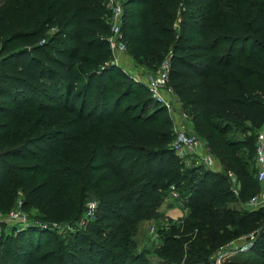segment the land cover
<instances>
[{
  "label": "trees",
  "instance_id": "obj_1",
  "mask_svg": "<svg viewBox=\"0 0 264 264\" xmlns=\"http://www.w3.org/2000/svg\"><path fill=\"white\" fill-rule=\"evenodd\" d=\"M177 1L129 0L130 6L141 2L142 9L132 8L135 19L129 17L122 30L140 61L160 65L166 54L147 52L153 45L162 44L164 51H170L169 79L175 93L185 102L209 146L229 155L222 158L213 151L223 164L225 158L229 164L234 163L232 167L224 166L237 173L239 194L233 192L224 172L206 164L199 171L181 168L180 157L171 146L175 132L170 118L163 115L164 107L146 85L111 60L108 0H31V4L29 0L31 7L24 11L20 30L13 18L0 14V37L7 44L17 38L37 37L56 21L67 39L61 41L56 34L41 44L11 50L1 60L0 132L12 137L8 148L0 139V194H6L4 187L8 183L15 185L11 173L16 169L25 193L23 207L37 204L51 211L77 212L81 208L79 193L85 188L79 185L89 173V179L108 182L104 193L111 198L105 205L109 213L103 220L112 219L118 229L129 226L118 239L114 233L103 241L90 233L71 232L58 240L57 247L28 237L25 243L11 246L8 255H1L0 249V264H145L144 252L133 251L130 226L140 215H155L172 184L179 193L177 200L192 206L193 217L187 219V226L199 231L195 242L188 246V264L205 262L224 238L264 228V210L239 211L229 205L236 199L246 202L260 189V183L257 168L250 166V153H238V143L227 138L234 126L245 122L257 137L264 121L262 0L251 2L247 9L232 8L225 18L223 33L212 32L206 21L200 34L180 35L172 41ZM209 2L212 14L213 2ZM251 39L254 47L245 49L244 43ZM223 42L229 43L228 48L218 50ZM26 103L46 114H68L62 122L67 133H32V124H12L11 114ZM94 117L98 125L105 126V133L95 129L91 137H83L79 152L64 158V137L80 136V124H88L86 120ZM23 134L26 136L18 144ZM39 159L46 162L45 168ZM43 171L48 172V177L40 180Z\"/></svg>",
  "mask_w": 264,
  "mask_h": 264
},
{
  "label": "rangeland",
  "instance_id": "obj_2",
  "mask_svg": "<svg viewBox=\"0 0 264 264\" xmlns=\"http://www.w3.org/2000/svg\"><path fill=\"white\" fill-rule=\"evenodd\" d=\"M60 1L61 0H59V2ZM119 1L123 8V16L121 19L122 27L129 17H131L132 20L135 19L134 16L131 15V12H133L132 8L135 7L134 9L136 11H140L142 9V3L137 2L133 4V6H130L127 4L129 0ZM209 1L210 0L177 1L173 14L172 41L180 35L188 36L200 34L202 32L200 27L206 21L212 32L223 33L227 26V20L225 18L232 12V8L240 10L243 6L244 9H247L251 2H259V0H211V2H213L211 5L212 14H209ZM30 4L29 0H0V14H5L8 17L13 18L16 21V29L20 30L23 27L22 19L24 17V11L29 8ZM259 8L262 10L264 9V0L260 1ZM31 9L32 12H34L33 8ZM187 17H192V19L189 21ZM192 21H195V25L192 24ZM62 32L63 30L59 23L54 21L51 24H48L45 27L44 32L37 37L17 38L12 44H7L3 38L0 37V65L3 56L11 50L19 49L33 43L41 44L42 42L53 38L56 34H59L57 36L58 39L64 41L67 37L62 34ZM124 38L127 44L126 51L116 55L112 54L111 60L118 64L125 73L146 85V81L156 74L159 64L156 65V61H154V63H145L140 61V59H137L132 52L131 44L126 35H124ZM244 44L245 49H250L255 45L252 39ZM228 46V42H223L220 44L218 50H226ZM150 50L163 53V55L169 53V50L164 51L162 44L153 45L147 52H150ZM0 77H2L1 74ZM162 106L164 107L163 115L169 117L172 122L173 132L179 128V123L184 124L185 127L195 134L199 140L205 141L209 146L208 142L197 130L196 125L192 120V115L182 99L171 107L167 105ZM67 117H69L68 114H65L64 116H59L57 113L46 114L36 105L26 103L11 114L10 120L12 121V124L18 123L20 127L25 124H32V133L51 130L55 133L64 132L66 134L68 128L65 123L63 124L62 122L66 121L65 119ZM26 119L27 121L24 122ZM95 119L96 118L94 117L93 119L86 120L89 122V126H87L88 124H80V136L64 137L62 146V154L64 158L73 156L79 152L83 147V137H91L95 129L100 133H105V126L98 125L95 122ZM87 128H89V131ZM24 134H26V132ZM23 135L16 141L18 144L21 143L26 136ZM11 137L12 134L8 132H0V139L3 142V147H9V140ZM227 138L233 139L238 143V147L236 148L238 153L242 151L250 153V166L256 169V132L251 131L248 122L234 126L227 133ZM210 149L216 151L219 155L221 154L220 151H217L215 148L210 147ZM225 155H222V158L223 156L226 158L229 157V155ZM178 156L180 157L179 164L183 170L185 168H195L199 171L200 169L206 168L204 161L198 157L196 153H192L187 149H184ZM225 159H223L225 166H231L234 164L232 162L229 164ZM41 162L42 166L45 168L46 162H44L43 159H39V163ZM89 175L90 174L88 173L84 182L79 185V188L85 186L84 191L79 193L81 199V208L79 211H65L62 209L51 211L47 208H42V205L37 204H30L27 207L22 206V202L25 200V193L22 190L17 170H13L11 173V181H14L15 185H9L8 183L4 187L6 194H0V211L6 213L14 207L22 206V209L29 217V221L25 224L18 222L3 228V237L0 239V241H2V244L0 242V249H2L1 255H8L11 246L14 248L19 243H25L28 240V237H32L34 242L38 241L36 239H40L41 243L51 242L52 246L57 247L58 240H64L71 232L76 231L90 233L95 238L101 239L102 241L109 238L114 233L116 234L115 239H118L121 234L124 235L129 225H123L121 229H118V224L114 223L112 219L103 220V216L109 213L105 205L111 198L109 193H104L108 182H98L89 179ZM47 177L48 172L43 171L39 176V179L44 180ZM253 177H255V172ZM112 181L113 180L110 182ZM102 196H104V198H102ZM92 203L95 204L93 208H91ZM229 205H231L232 209L239 211H244V209L247 208L246 202L239 199L230 201ZM191 210V205H184L181 201L174 199L171 194L168 193V195H166L162 202L157 206L155 215L152 217L140 215L134 222H132L129 239L133 246V251L138 254L144 252V257H146L145 264H188V246L195 242V237L199 233L196 227L192 225L187 226V219L193 217H191L190 214ZM120 220L122 221V219ZM262 223H264V221ZM93 229L97 230L95 231ZM227 229H231V227H228ZM263 229L264 228L260 226L251 230L241 231L237 236L224 238L219 243L220 246L221 244L224 245L232 240H237L238 243L250 239L252 240V243L248 248L233 254L225 264H234L232 263L233 260L244 261V259L248 261L247 264L264 263V238L261 231ZM219 247L208 254L205 262L193 264H211V257ZM35 248L36 247L34 246V249ZM169 251L173 253L169 254ZM9 256L13 257L12 253Z\"/></svg>",
  "mask_w": 264,
  "mask_h": 264
},
{
  "label": "built area",
  "instance_id": "obj_3",
  "mask_svg": "<svg viewBox=\"0 0 264 264\" xmlns=\"http://www.w3.org/2000/svg\"><path fill=\"white\" fill-rule=\"evenodd\" d=\"M108 8L111 10V33L108 42L112 53L116 55L126 51L127 45L121 27L123 8L119 0H108ZM170 69L171 57L169 51L161 60L156 74L146 81V86L149 88L152 97L162 105H167L169 107L177 104L180 100L169 79ZM171 146L178 155H180L184 149H187L192 153H196L209 168L224 172L231 180V189L233 192L237 195L239 194L240 180L237 173L233 169L226 168L206 142L199 140L184 124L179 123V128L175 130V136L171 142ZM255 149L257 164L256 177L260 183V189L246 201V205L249 209L264 210V121L257 131ZM170 194L174 199H178L179 197V193L173 184L170 188ZM94 206L95 204L92 203L91 208ZM28 221L29 217L22 209V206L14 207L6 213L0 211V235L3 232V228L6 226H11L18 222L25 224ZM251 243V239L242 243H238L237 240H232L221 245L212 255L211 264H225L233 254L248 248Z\"/></svg>",
  "mask_w": 264,
  "mask_h": 264
}]
</instances>
